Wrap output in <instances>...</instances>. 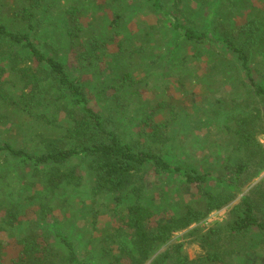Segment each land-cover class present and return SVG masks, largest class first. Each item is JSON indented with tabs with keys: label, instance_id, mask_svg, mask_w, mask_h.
<instances>
[{
	"label": "trees",
	"instance_id": "trees-1",
	"mask_svg": "<svg viewBox=\"0 0 264 264\" xmlns=\"http://www.w3.org/2000/svg\"><path fill=\"white\" fill-rule=\"evenodd\" d=\"M60 1L13 0L10 5L7 0H0V123L11 119L15 120L12 125H22L24 121L19 118L40 123L35 131L39 141L31 148L32 152L17 146L13 140L0 141V154L13 158L17 168L15 172L22 179L26 178L25 170H31L23 188H27L30 196L40 199L38 214L41 218L51 213L57 195L81 185L84 180L78 171L81 163L92 195L132 194L134 201L118 217L119 226L110 234L96 238L94 242L104 243L99 250L102 257L103 254L106 256V264H143L152 255L154 247L166 242L174 232L201 222L209 211L228 204L234 197L233 193L238 190L236 183L241 174L249 170L250 165L256 168L250 177L264 168V144L257 140L253 120H249V117L235 119L233 127L226 126L232 133V142L238 150L244 152L245 162L234 166L232 180H223L210 170L203 172L193 166L183 168L182 165H172L162 155V151L156 152L149 147L135 148L123 142L108 120L90 103L88 91L83 84L82 79L87 75L88 68L97 65V62H91L92 57H95L94 52H86L84 47L82 56L75 59L68 51L73 39L81 35L77 14L86 9L84 0H64L68 6L59 27L64 34L59 38V48L53 50L49 46L50 50H42L32 40L39 15L51 7L60 6ZM145 1L150 4V11L158 21L167 20L169 29L178 34L170 52L173 55L178 44L183 41L188 46L213 45L229 56V59L223 54L212 58L207 54L201 64L194 61L188 66L182 54L179 59L169 62L168 72L164 75H174L175 79L192 85L194 81H205L196 70L197 67L203 64L216 70L217 65L226 63V66L234 68L243 76L248 91L261 101L264 114V82H256L250 65L253 51L263 46L259 18L246 19L239 26L238 34H234L227 24L215 32L213 29L217 25L210 22L206 29L196 30L186 26L181 17L172 14L163 0ZM209 1L213 7L212 12L222 4L221 0H180V3H184L182 6L185 11H190L187 8L191 4L204 7ZM236 1L241 2L236 11L239 14L245 13L248 0ZM233 3L234 0L231 5ZM229 15L228 10L224 17ZM119 19L120 14L117 13L107 28L111 29L113 36L121 34L129 40L130 35L125 36L120 32ZM156 43L150 44V65L158 61L164 63L162 56L152 52ZM122 51L126 53L125 58L116 55L112 63L111 74L117 78L109 77V88H112L113 94H121L123 91L131 99L142 87V80L133 77L137 71L135 66L145 64L143 59L135 56L145 54L133 48L130 43ZM73 60L76 66L75 69L72 66L71 71L69 63L73 64ZM125 61L127 64H124ZM5 66L21 84L19 87L14 82L7 85L9 80L3 77ZM206 83L211 90L210 82ZM149 113L150 117L143 118L139 125L142 135L159 145L171 143L174 146L173 135L163 125L172 120L173 110L169 111L170 120L160 124L154 121L151 109ZM5 114H8V118L2 121ZM185 117L187 125L195 128L197 113L193 103L187 108ZM261 133H264V119ZM74 160L78 161L75 163ZM148 167L157 173L174 176L188 186L208 183L213 189L205 191L201 199L194 203L185 204L178 214L159 216L151 206L143 202L141 187L137 185L140 175ZM5 179L0 176V207L7 189ZM113 199L120 200L119 196ZM19 209L18 205H8L3 212L2 222L7 225L20 223L22 214ZM251 230H257L262 235L259 242L264 243V181L258 182L231 209L228 234L238 238ZM220 234L219 229L210 228L207 233L199 236L203 253L196 259L189 260L180 245L175 246L172 255L165 252L162 256L172 258L174 255L171 264H241L242 260L234 255V251L223 246ZM17 244L20 247L19 258L11 263H5L0 258V264H90L78 255L69 237L60 230L50 238L39 234L36 227L31 226L19 235ZM257 247L255 244L251 249ZM236 253L241 254L243 251Z\"/></svg>",
	"mask_w": 264,
	"mask_h": 264
},
{
	"label": "rangeland",
	"instance_id": "rangeland-1",
	"mask_svg": "<svg viewBox=\"0 0 264 264\" xmlns=\"http://www.w3.org/2000/svg\"><path fill=\"white\" fill-rule=\"evenodd\" d=\"M7 1L12 5L13 0ZM231 1L221 0L222 4L212 12L211 1L204 7L191 4V7L187 8L190 11H185L182 6L184 3H180V0H163L172 14L178 15L186 26L196 30L206 29L210 22L217 25L213 29L215 32L227 24L234 34H238L239 26L246 19L259 18L263 46L253 51L250 65L256 82H264V0H248L245 13L241 14L236 11L241 2L234 0V5H231ZM60 3V6L51 7L49 11L41 13L36 20V31L32 40L42 50L48 51L50 47L54 50L61 46L59 38L64 34L59 27L64 21L63 12L68 5L64 0ZM83 3L86 9L77 14L81 35L73 39L68 51L75 59L82 56L84 47L86 52H94L95 57H92L91 62H97V65L88 68L87 75L82 79L83 84L88 91L90 103L108 120V124L121 140L135 148L149 147L156 152L162 151V155L172 165H182L183 168L193 166L203 172L210 170L223 180H232L234 166L240 162L244 164L245 154L232 142V133L226 126L233 127L235 119L249 117V120H253L257 140L264 144V133H261L264 119L261 101L248 91L243 76L234 68L226 66V63L217 65L216 70L203 64L197 67L196 70L205 81H194L192 85L175 79L174 75H164L168 72L169 62L179 59L182 54L185 55L189 66L194 61L201 64L207 54L212 58L214 55H225L223 50L213 45L188 46L181 41L173 55L170 52L178 34L169 29L167 20L158 21L150 11V4L145 0H84ZM248 9L249 11H246ZM228 10L230 15L224 17ZM117 13L120 14V32L125 36L130 35L129 40L121 34L113 36L111 29L107 28V24ZM154 42L157 43L152 52L162 56L164 63L158 61L150 65V44L153 45ZM129 43L145 54L135 56L143 59L145 64L135 66L137 71L134 75L137 78L133 77L142 80V87L131 99L123 91L115 95L112 88H109V77L117 78L111 74L114 58L116 55L125 58L126 53L122 49ZM224 57L229 59L227 55ZM119 61L121 62L120 58ZM69 64L71 71L72 66L75 69L74 60L73 64ZM124 64H127V61ZM5 69L3 77L9 80L7 85L10 86L14 82L19 87L21 84L14 79L9 68L5 66ZM205 82H210L211 90ZM192 103L197 113L195 128L189 127L184 121L187 108H190ZM150 109L154 121L159 124L169 121V111L173 110L172 120L163 125L168 128L169 134L173 135L174 146L170 145L171 143L159 145L142 135L139 125L143 118L150 117ZM7 118L8 114H5L2 121ZM19 119L24 121L22 125H12L15 120L11 119L0 123V141L15 140L17 146H23L32 152L31 148L39 141L35 137V131L40 123L31 119ZM13 161L12 157L0 154V176L6 178L7 187L0 207V258L3 262L11 263L19 258L18 237L25 229L34 226L39 234L48 235L50 238L60 230L69 237L81 258L90 264H106V256L103 254L102 257L99 250L104 243L94 240L110 234L119 226L118 217L133 203V195H92L81 163L78 167L79 173L84 177L81 185L57 195L51 213L41 218L38 214L40 199L30 196L27 194V188H23L31 170H25L24 180L15 172L17 168ZM74 161L76 163L78 160ZM255 169L254 165H250L249 170L241 174L236 183L238 190L233 193L234 197L228 204L209 211L201 222L174 232L166 242L154 247L152 255L143 264H171L174 255L172 258H164L162 255L165 252L172 255L177 245L181 246L189 260L198 258L203 253L199 236L207 233L210 228L220 230L223 246L231 248L234 255L242 260L241 264H264V243L259 242L262 235L257 230H251L238 238L230 236L227 231L231 209L243 196L248 195L258 182L264 181V168L250 177ZM137 185L141 187L143 202L151 206L159 216L178 214L185 204L194 203L201 199L205 191L213 189L208 183L196 187L188 186L174 176L157 173L149 167L142 172ZM116 196H119L120 200H114ZM10 204L19 206L22 214L20 223L7 225L2 222L3 212ZM253 242L262 249H251L255 244H249ZM239 250L243 253H236Z\"/></svg>",
	"mask_w": 264,
	"mask_h": 264
}]
</instances>
